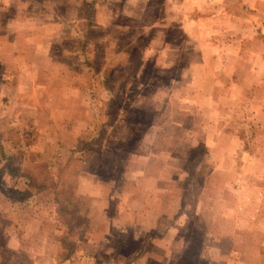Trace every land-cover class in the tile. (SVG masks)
I'll return each mask as SVG.
<instances>
[{"label": "rangeland", "instance_id": "rangeland-1", "mask_svg": "<svg viewBox=\"0 0 264 264\" xmlns=\"http://www.w3.org/2000/svg\"><path fill=\"white\" fill-rule=\"evenodd\" d=\"M228 1L206 41L199 0H0V264H264V52H211Z\"/></svg>", "mask_w": 264, "mask_h": 264}, {"label": "crops", "instance_id": "crops-1", "mask_svg": "<svg viewBox=\"0 0 264 264\" xmlns=\"http://www.w3.org/2000/svg\"><path fill=\"white\" fill-rule=\"evenodd\" d=\"M209 2H210V0H199V37H200V34L206 35V38L208 39L206 41L213 39L210 36L208 37L207 35L211 34V36H212V34H214L215 30L211 29L212 32H210V30L208 28L206 30L202 29L203 28V25H202L203 19H202V16L200 15V9H201V6L203 4H209ZM228 2L230 3V6L228 7V11L231 12L234 9L235 10L233 11L234 13L232 12V14H231L230 24H229L230 26H229V28H227L226 32L228 33L229 30H233L234 33H232V34L228 33V36L232 35L235 38L233 40H231L232 44L228 45V46L220 47V45H216L214 47L212 45L211 46V48H212L211 52H214L215 54L218 55V57H221L222 56L221 55L222 50H226V47H227V49H229V51H231L232 54L236 57L237 61L240 62L241 59L243 58V56H245V53L248 51L247 45L245 46L246 42H244L245 43L244 44L243 40H242L246 36V32H248V36H249V38L247 39L248 44L250 43L249 41L252 40L251 38L259 36V39L257 41H259L261 43L260 47L262 46V48H263L262 52H264V38H263V34H264V0H230ZM246 6H248V7H246ZM238 9H241V11H239ZM242 9L243 10L245 9L246 11H242ZM240 36L242 37V39L240 38ZM215 39L217 41H219V44L224 43V42H222V37L221 38L216 37ZM250 44L253 45V42H251ZM199 52L202 56L204 53V50L202 49ZM243 53H244V55H243ZM262 57L264 58V56H262ZM208 63H209V65H211L210 63H213V62H211V60H209ZM255 73H259L257 75L260 76L262 74V71L260 70V68H257L255 70ZM261 77H263V75H261Z\"/></svg>", "mask_w": 264, "mask_h": 264}, {"label": "trees", "instance_id": "trees-1", "mask_svg": "<svg viewBox=\"0 0 264 264\" xmlns=\"http://www.w3.org/2000/svg\"><path fill=\"white\" fill-rule=\"evenodd\" d=\"M25 177L29 180V187L31 189H34L36 193H41L45 190V185L43 183L41 185L40 182L34 176L29 174V175H26ZM57 206H58L57 212L63 219V222L67 225H70L69 223L70 221L67 219L68 208L64 205H61L59 202ZM64 239L65 237H61L59 239V242L64 244Z\"/></svg>", "mask_w": 264, "mask_h": 264}]
</instances>
